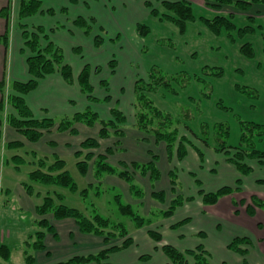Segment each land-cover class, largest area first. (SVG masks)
Returning a JSON list of instances; mask_svg holds the SVG:
<instances>
[{
  "label": "rangeland",
  "instance_id": "obj_1",
  "mask_svg": "<svg viewBox=\"0 0 264 264\" xmlns=\"http://www.w3.org/2000/svg\"><path fill=\"white\" fill-rule=\"evenodd\" d=\"M65 1L63 0V2ZM77 1L76 3L70 2L74 8L72 10L68 8L67 14L60 13V11L59 14L69 16L70 23L67 28L70 29L72 26L77 31L80 30L71 24L74 19L79 16L95 18L92 36L87 38L80 31L82 35L78 40L80 46L84 48L82 52L90 51L89 48H91L100 51L101 53L99 54H102L92 59L90 52H87V55L73 53L77 58H84L83 61L79 62L81 66L85 63H90L91 60L94 68H101V74L95 78L96 84L105 81L103 78H107V74L110 90L111 83L113 84L114 82L117 85L118 82L121 85L119 91L124 97V103L125 99L129 96H132L134 100V93L131 90L133 89V83L135 84L136 81H132L133 78L136 80L140 78L145 79L146 77L148 78L151 69L161 70L164 75L169 77L170 86L159 87L156 91L148 93V95L156 106L175 118L179 125L180 134L190 140V143L186 145L187 154L185 158L181 161L175 159L171 165H169L170 163L167 160L165 147L159 145L160 147L157 151L161 157L159 169L162 176L158 184L156 183V187L158 190L166 192L167 201L164 205L152 199L148 180L138 177V185L145 192L142 199L128 196L120 187H114L116 189L104 187L105 191L102 197L99 198L93 194L96 192L94 189L85 203L79 196L85 209L82 213L88 216L91 212L90 208L94 206L95 208L92 209H96L103 217L109 218L118 224L122 223L131 234H135L138 230H135L134 223L119 212L116 195L120 194L123 204L131 205L137 214L145 218L150 217L154 223L150 227L144 228L143 235H139L136 238L137 241L135 242L138 246L134 245V243L128 251L113 254L110 262L112 264H167L169 260L163 254L161 245L156 244L149 234L150 232H157L163 237L165 243L175 248L177 247L174 242L175 237L170 234L172 232L170 230H168L170 233L167 231L170 222L166 220L169 219H163L159 214L160 212L158 213V211L167 207L169 200L173 197H171L168 188L170 186L167 178L168 171L173 169L177 174L179 181L178 194L185 198L193 197L196 199L198 196L201 197L199 193L202 190H208L209 192L206 193H210L225 186L238 188L235 182L237 169L233 164H228V159L234 157L235 151L237 152L236 148L243 147V133L247 134L248 139L252 141L257 151L264 152V17L256 18L257 16L255 15H264V11L262 12L263 14L260 12L256 13L255 6L248 12L229 8L225 9L224 7L221 12L219 11V14H223L229 18L235 27L232 29L225 28L218 34L200 19L212 20L218 14V12L207 6L203 0H182L192 4L196 17L195 21L186 24L184 31L177 22L167 17L168 15H173L177 18L164 4L165 2H174L176 0ZM92 3H95V5H92ZM43 10L46 9L44 8ZM251 15L256 17H252ZM40 16L42 18L39 25L45 27L48 22H45L44 19H49V15ZM11 17L13 24L16 20L17 26H19V23L28 24L25 21L20 22L17 20L18 18L16 17L18 16H16L15 9H13ZM43 23L46 25H43ZM63 24L59 23L58 27L65 29L66 27L61 26ZM141 26H147L149 28L148 33L141 35ZM247 27H250L251 30H245ZM96 36L102 38L104 41L103 46L99 49L95 48L93 44L94 37ZM57 40L59 41L58 38ZM84 43L87 45H84ZM246 45H251L253 49L252 57H248L243 53V47H246ZM93 55L98 54L93 53ZM112 60L117 61L114 70L110 65ZM81 66L78 65L79 70ZM119 68H123V70H120L119 75L114 77ZM114 85H112V93L117 90ZM9 87V85H6V95L10 93ZM101 89H97L96 95L99 97L106 96V92L104 94ZM89 105L95 107L96 104L88 101L87 107ZM106 105H109V103ZM13 114L15 113L13 112ZM45 118L50 117L47 116ZM85 129L92 132L90 136H88V133L86 134L87 138L98 137L99 127H96V129ZM127 132L126 136L130 139H127L125 144L136 152L139 145L134 143V139L132 138L138 135V133ZM75 143H77L76 140ZM223 143L226 146L225 152H216V149ZM100 145L99 149L92 150L95 153V157L91 160L88 174L91 178L94 177L93 167L98 155L103 153L107 147H111L113 140H100ZM41 146L43 147H39V149L55 153V155L63 160L60 157L63 151H58L59 149L56 151L51 150L47 146H44V143H41ZM243 148L246 149L247 147L244 146ZM79 150L80 145L75 144L72 151L76 153ZM51 156L53 157V154ZM113 156L116 157L115 155ZM114 157L109 158L110 162L117 163L118 159H113ZM41 159L47 164L44 158ZM83 159L84 156L81 159H77V161ZM245 163L251 165L256 173L254 171L250 175L253 178H248L244 184L242 182V185L239 187L241 190L233 194L252 192L256 188H258L257 191L264 190V188L260 187L261 184L256 182L258 179H264V169L257 170V160H245ZM107 176L109 177V175L105 177ZM239 177L243 178L240 174ZM119 180L121 181L118 178ZM76 184L78 185L77 182ZM247 196L249 202L246 203L245 201V204H242L241 201L239 203L241 206L252 205V196L255 195L251 197H249L250 195ZM6 198L0 199V205L2 204L0 206V239L6 238L7 234L12 232L13 240H7L5 244L13 248V254L11 259L7 261L0 259V264H27L23 255L24 250L27 249L25 245L27 239L26 237H18V235L29 233L30 217L29 214L23 216L22 214L13 213L12 204H8V199ZM193 200L189 202L185 201V205L176 210L174 219L173 217L170 218V220L173 219L172 223L190 214L191 209L195 208ZM5 204L6 206H3ZM91 204L93 205L90 206ZM247 206L245 210L248 214ZM48 218L50 221L53 220L52 216ZM38 220L39 218L37 217V224ZM188 229L186 228V230ZM52 235L55 237L54 234ZM130 237L132 238V236ZM34 239L36 240V238ZM5 241H0V245ZM121 242L122 240L112 241L110 242V246L120 245ZM29 244L28 247L32 249ZM190 245L193 246L190 247ZM110 246L108 245V247ZM247 246H253L251 241ZM193 247V243L183 242L178 248L181 251H185L188 249L194 250L195 248ZM244 249L247 248L244 247ZM154 250L155 252H153ZM203 251L206 255L208 254V259L212 262L209 252L205 248H203ZM143 255H148L150 260H141ZM246 255H248V250ZM226 258L229 264H236L233 258ZM189 262L192 264L193 260L189 259ZM214 263L225 264L223 262L219 263L217 260ZM36 264L41 263L37 261ZM242 264H248L247 260H244Z\"/></svg>",
  "mask_w": 264,
  "mask_h": 264
},
{
  "label": "trees",
  "instance_id": "obj_2",
  "mask_svg": "<svg viewBox=\"0 0 264 264\" xmlns=\"http://www.w3.org/2000/svg\"><path fill=\"white\" fill-rule=\"evenodd\" d=\"M203 1L207 6L218 12V14L212 20L205 18L200 19L218 34L225 28L232 29L235 27L229 18L225 17L223 14H219V11L221 12L224 7L225 9L229 8L248 12L254 5L264 6V0ZM70 2L76 3L78 1L70 0ZM164 4L168 10L172 11L177 16V18L173 15H168L167 17L177 22L183 31L188 22L196 20L191 3L179 0L165 2ZM43 7V0H22L18 9V20L21 22L38 15H49L50 17L56 15L57 10L55 8L50 7L43 10ZM59 11L60 13L67 14L68 7H61ZM4 15L7 17V20L10 21V8L8 11L4 12ZM93 21H96L93 17L86 18L79 16L74 19L71 24L79 29L87 38H90L93 34V25L95 24ZM19 28L22 31V39L24 40V49H22V52H24L25 49L30 52L27 58V65L31 79L27 82H16L12 84L9 88L10 93L7 95L6 84L0 83V92L2 93V101L0 103V143L3 140L2 128L4 125L13 128L30 144L39 143L47 133L49 134L54 131L59 134L67 133L72 136H77L79 134V126L88 129L99 127L98 137L86 138L80 144V150L75 153L76 159H81L84 156L83 160L77 162V170L82 177L86 178L89 174L91 160L95 157L93 151L101 147L100 140H113V145L107 147L103 153L98 155L93 167L94 182L88 184L87 189L83 191L79 190L75 180L66 170L65 161L61 160L55 154L53 155L54 164L52 165H47L43 160H37L36 154H33L37 169L29 174L31 182L65 188L72 194H79L85 203L91 191L101 186L102 180L106 175L121 179L129 186L132 196L137 199H142L145 192L137 182L139 181L138 177H141L148 180L152 192V199L164 205L167 201L166 192L164 190H156V183L161 180L162 176L159 169L161 157L157 150L160 146L165 147L167 160L170 163L169 165H171L175 159L181 161L185 158L187 154L186 145L190 143V140L186 136L180 134L179 125L175 118L156 106L148 95V93L156 91L159 87H169V77L164 75L159 69H151L148 78H140L136 80L134 84V124L131 128L133 130L135 129L139 135L141 134L137 137L138 141L151 145L147 150L149 156L148 161L139 162L134 160L127 162L119 160L117 163H112L109 158L114 157L113 155L117 152L124 151L123 141L127 138L126 128L129 123V117L124 111L114 106L110 109L109 118L105 119L89 105L83 111L76 112L72 115L36 119L25 100L26 95L38 88L41 80L59 72L68 85H73L77 82L80 91L82 94L86 95L90 103L110 104L113 101V95L109 89V82L105 80L99 84L95 83L96 76L101 74V68H94L91 64H85L78 73L77 79H75L73 66L67 63L63 49L51 40L52 34L62 27H58L57 25L54 28L47 29L39 24L36 26H29L28 24L19 23ZM140 29L142 31L140 32L141 35H145L149 31L147 26H141ZM245 30L249 31L251 28L247 27ZM1 39L2 38H0V40ZM3 40L7 48L9 46L8 36H5ZM93 44L95 48L99 49L103 46L104 41L102 38L96 36L94 37ZM243 50V53L248 57L253 56L251 45H246V47H243ZM82 51L83 48L81 46L73 48V53L77 55L83 54ZM116 63L117 61L115 60L110 62L113 70ZM100 88H102L101 90L104 91V93L106 92V96L99 97L96 95L97 89ZM9 108H12L15 114H13ZM248 138L247 134L243 133L242 146L247 148H236L237 152L235 151L234 157L228 159L229 163L233 164L238 173L243 177H248L254 172V168L245 163V160H257V164L260 163L264 165V152L257 151L252 141ZM24 145L23 142L13 141L9 142L5 147L6 149H19L24 147ZM49 146L54 147L55 143L49 142ZM225 150L226 146L223 143L216 149V152H225ZM13 161L16 166L25 163L21 157H14ZM167 175L171 197H173L169 200L167 207L164 208L165 210L158 211L163 219L172 218L176 210L181 207L185 201L189 202L193 200V197L185 198L178 194L179 181L173 169H170ZM242 182L243 180L241 178L237 180L236 183L238 188L225 186L210 193H206L202 190L199 194L203 204L206 206L217 204L221 198L232 195L236 191H240L241 189L239 187L242 185ZM257 182L264 185V179H259ZM56 198L60 202L64 201L61 196H56ZM121 199L122 196L120 194L116 195L119 212L122 216L128 217L134 223L135 230L150 227L154 223V221H151L150 217L145 218L137 214L131 205L123 204ZM241 203L245 204V201ZM92 205L93 204L90 206ZM91 208L95 207L92 206ZM256 208L264 210V200L252 196V205L247 206L248 214L254 216ZM35 212L39 218L38 225L41 229L32 236V238H36V240L29 245H31L32 249L36 252L46 249L44 240L47 234H54V236L57 237L54 225L48 218L49 216H52L54 221L71 219L75 221L81 233L102 237L105 240V244L109 246L112 241L122 240L120 245H112L95 254L72 257L67 261L56 264H112L110 262L108 263L110 255L124 252L134 244V240L130 237L131 233L122 223L118 224L111 221L109 218L103 217L96 209H91L89 215L85 216L82 212L69 208L64 204L56 205L54 199L48 196L44 199V204L38 207ZM189 222L190 219H184L171 228L177 229ZM149 235L156 244L161 245L163 254L169 260L167 264H191L189 259L193 260L192 264H212L208 259V254L206 255L201 246L194 250L181 251L165 243L163 237L159 233L150 232ZM249 243L250 241L246 238H236L230 244L229 249L241 256H246L247 249L243 247H248L247 245ZM11 253L12 251L7 245H0V259L3 261L9 260L11 258ZM141 260H150V258L148 255H143ZM26 261L27 264H33L34 256L27 253Z\"/></svg>",
  "mask_w": 264,
  "mask_h": 264
},
{
  "label": "crops",
  "instance_id": "obj_3",
  "mask_svg": "<svg viewBox=\"0 0 264 264\" xmlns=\"http://www.w3.org/2000/svg\"><path fill=\"white\" fill-rule=\"evenodd\" d=\"M21 1L22 0H0V38H2L0 40V83H5L9 86L16 82H27L30 79L27 67V58L30 55V52L26 49L24 52H22V49H24L22 31L19 26L16 25V20L13 24L12 17L10 16V21H8L7 17L4 15V12L8 11L10 8V14H12L13 9H15L16 16H18V9ZM84 3L86 2L84 1ZM92 5H95V3H92ZM43 6L45 9L51 7L57 10V14L52 17L53 19L49 16V19H44L45 22H48L47 25L43 23V25H46L45 27L47 29L54 28V26H57L59 23H64L63 26L66 27L65 29L57 30L54 34H52L51 40L57 46L63 49L66 61L73 66L75 79H77L81 68L85 64L92 65V62L90 60V63H85L83 66H81L79 62L83 61L84 58L81 57V59L74 56L73 48L80 46L78 38L81 37L82 34L72 26L70 29L67 28L69 27L70 17L59 14V9L61 7H68L72 10L74 6H72L70 0H66L65 2H63V0H47L44 2L43 0ZM254 6L256 7V13L260 12L263 14L262 12L264 11V6ZM255 15L257 17L254 15L251 16L256 18L264 17V15L260 14ZM34 18L27 19L25 22L30 26H35L34 24H39L41 22L42 17L40 15ZM5 36H8L9 46L7 48L3 40ZM85 44L86 43H84V45ZM89 50L90 51L87 52L92 54V59L102 55L99 54L101 53L100 51L95 49L89 48ZM87 52H83V54L87 55ZM93 53L98 55H93ZM78 65L81 66L80 70ZM120 70H123V68H119L116 71L114 77L119 75ZM106 76L107 78H103V80L109 79L108 74ZM132 81L135 82L136 79L133 78ZM112 85L117 88L116 92H111L113 95L112 103L109 105L96 104L95 107L92 108L100 113L102 117L108 119L110 116V109L114 106H117L129 117V123L127 124L126 128L127 131H132L137 134L138 132L131 128L134 124L133 97L129 96V99H125L124 103V97L119 91V87H121V85L118 84V82L117 85L114 82L113 84L111 83V91ZM132 88H134V83ZM133 90L134 89L131 91L133 92ZM25 100L28 106L31 108L36 119H42L47 116L50 118H57L64 115H72L76 112L83 111L87 107L88 102L86 95L82 94L80 91L77 82H75L73 85L66 84L60 73L53 74L40 81L38 88L26 95ZM1 101L2 93L0 92V103ZM9 110L12 111V113L14 112L12 108H9ZM78 128L79 134L77 136H72L67 133L59 134L54 131L49 134L47 133L42 141L36 144L25 142V140L8 125H4L2 128L3 140L0 143V199L7 197V203L12 204V208L14 210L13 213L22 214L23 216L29 214L30 231L28 234H22L20 236L18 235V237H26L27 241L25 242V245L27 249L23 252L24 259H26L27 253L33 255V264H36L37 261H40L41 264H56L67 261L72 257L88 256L108 248V245L105 244L104 238L81 233L75 221L71 219L51 221L54 225L57 237H53L52 234L46 235L44 240L46 247L45 250L36 252L35 250L28 247L29 242L33 243L35 240L32 238L33 234L41 229L36 223L37 214L35 211L38 207L44 204V199L46 197L50 196L53 198L56 205L64 204L65 206L76 209L80 212L85 211L78 194H72L67 189L58 186H47L34 183L31 182L29 178V174L37 169L33 154H36L37 160L44 158V160L47 162V165L53 164V157L51 154L54 155L55 153H49L45 149H39V147H43L41 146V143H44V146H47L51 150L56 151L59 149L58 151H63V153L59 155L66 163V170L78 183L80 191L87 189L88 184L94 182V179L89 176L86 178L82 177L77 170L76 165L78 161L75 157V151H72V149L75 144L80 145L81 142L87 138V133L89 134L88 136H90V133H92L90 131H86V127L84 128L79 126ZM137 136L140 135L138 134L132 138L134 139V143L139 145L136 152L126 146V140L130 139L128 136H126V140L123 141L124 151L117 152L115 154L116 157L113 159H118V161L124 160L127 162L134 160L139 162L148 161L149 156L147 154V150L151 145L138 141L136 138ZM75 140L77 143H75ZM13 141L23 142L25 145L19 149L14 148L7 150L5 145ZM49 142H54L55 146H49ZM14 157H21L25 163L21 164L20 166H16L13 161ZM256 168L257 170H263L264 165L258 163ZM235 174V182H237V180L240 179L238 171H236ZM248 178L251 179L253 177H243V184L245 183V180H248ZM258 180H256V182ZM104 187H112L111 189H116L114 187H120L124 193H126L128 196H132L129 186L122 180L118 181V178L114 176L105 177L102 180L101 186L95 189L96 192L94 195L99 198L102 197L103 192L105 191ZM260 187L264 188L263 185ZM168 188L170 190V186ZM257 190L258 188L252 190V192H240L225 196L221 198L217 204L208 206L203 204L201 197L198 196L196 199L193 198L195 208L191 209V212L188 216L174 222L176 223L184 219H190V222L187 223V225L179 229H172L171 227L174 224L172 223V220L174 219L175 214L173 219L166 220L170 222L168 224L167 231L170 230L172 233L169 231L168 232L173 237H175L174 242L177 245L176 248L179 249L178 247H180L183 242L193 243V248L201 246L202 248H205L211 255L213 264H215L214 261L216 260L219 261V263L223 262L225 264H229L226 257L231 259L233 258L236 264H242L244 260H247L248 264H264V211L256 208L255 215L249 216L245 210L247 205L241 206L239 204L241 201H246V203L249 202L247 195H250L249 197L255 195L261 199H264V190ZM204 191L209 192L208 190ZM56 196H61L64 201H58ZM184 205L185 204H183L182 207ZM0 206H2V204ZM3 206H6V204ZM186 228L189 229L186 230ZM144 230V228L140 229L136 231L135 234L130 235L134 240V245L138 246V244L135 242L137 241L136 238L139 235H143ZM184 230L187 231V233H185ZM11 233H8L6 238L3 237L0 239L1 242L6 240L4 243H2V245H7L5 244L7 243V240H13V235ZM236 238H246L253 244L251 247H246L248 250V255H246V257L241 256L229 249L230 244ZM192 246L193 245H190V247ZM9 248L13 252V248ZM153 252H155V250ZM12 254L13 253H11V256ZM111 256L112 255L109 257V262Z\"/></svg>",
  "mask_w": 264,
  "mask_h": 264
}]
</instances>
